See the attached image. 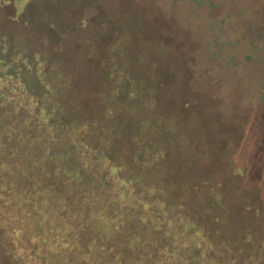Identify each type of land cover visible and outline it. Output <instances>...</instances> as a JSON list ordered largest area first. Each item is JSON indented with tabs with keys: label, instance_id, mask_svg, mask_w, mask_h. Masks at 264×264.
<instances>
[{
	"label": "trees",
	"instance_id": "1",
	"mask_svg": "<svg viewBox=\"0 0 264 264\" xmlns=\"http://www.w3.org/2000/svg\"><path fill=\"white\" fill-rule=\"evenodd\" d=\"M189 2L191 19L197 7L207 19L224 4ZM224 17L205 30L223 32ZM138 32L133 48L141 49ZM23 43L0 41V264H264V240L246 234L239 250L216 241L199 221L201 201L185 205V184L168 183V150L183 131L154 61L131 44L129 54H107L97 101L86 108L69 98L63 61ZM248 43L251 59L264 51ZM210 201L213 212L227 209L217 192Z\"/></svg>",
	"mask_w": 264,
	"mask_h": 264
},
{
	"label": "rangeland",
	"instance_id": "2",
	"mask_svg": "<svg viewBox=\"0 0 264 264\" xmlns=\"http://www.w3.org/2000/svg\"><path fill=\"white\" fill-rule=\"evenodd\" d=\"M189 3L0 0V41L24 42L25 52L28 47L44 59L63 61L69 98L88 108L97 101V72L107 54H129L124 45L131 44L130 52L142 51L154 61L165 105L180 117L183 131L168 150L173 171L168 183L185 184V205L201 201L199 221L216 241L239 250L246 234L264 240V156L258 153L262 129L257 130L264 124V51L252 59L247 53L250 40L264 45V0H224L207 19L205 7H197L195 18H189ZM224 15L223 32L205 30L208 21ZM138 30L141 49L133 48ZM215 47L220 52L212 57ZM214 192L227 205L224 211H211Z\"/></svg>",
	"mask_w": 264,
	"mask_h": 264
}]
</instances>
